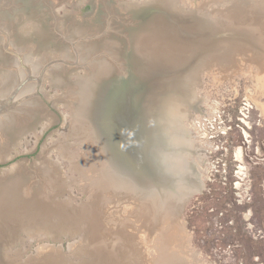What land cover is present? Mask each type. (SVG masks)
<instances>
[{"label": "rangeland", "instance_id": "obj_1", "mask_svg": "<svg viewBox=\"0 0 264 264\" xmlns=\"http://www.w3.org/2000/svg\"><path fill=\"white\" fill-rule=\"evenodd\" d=\"M2 1L0 264H264V0ZM25 4L50 41L11 43ZM141 6L150 29L127 34ZM132 45L155 126L140 178L114 153L128 119L97 105Z\"/></svg>", "mask_w": 264, "mask_h": 264}, {"label": "bare ground", "instance_id": "obj_2", "mask_svg": "<svg viewBox=\"0 0 264 264\" xmlns=\"http://www.w3.org/2000/svg\"><path fill=\"white\" fill-rule=\"evenodd\" d=\"M14 4V3H13ZM45 7L43 5H31V6H26V4L24 5L23 9H18L17 7H12L11 6V9H12V14L11 16L9 17V19H13V16L15 18V21L12 23L11 20L8 21V24L4 25L5 28L9 29L11 32H9L11 35V37H13L14 41H12L11 43L13 45H22V44H27L28 42H31V41H36L37 43H41L43 44L44 42H48L50 41V39L53 38V35L52 34H49L48 32V29H47V20L45 19V14H44V9ZM10 9V10H11ZM52 10V9H51ZM20 11V12H19ZM6 7H5V1H2V8H1V11H0V23L3 21L4 17L6 16ZM43 13V15L41 16H37L38 13ZM25 15L23 17H18V15ZM3 15V16H2ZM124 18V17H123ZM26 19L27 20H30L31 22V31H28L27 33L26 32H20L18 34H15V30H19L20 27L22 29V26L24 25V23H26ZM5 20V19H4ZM160 23V22H159ZM163 26V27H162ZM166 25L163 24L161 25L159 28L157 27V29L155 30L156 32L157 31H161L162 28H164ZM50 26H48L49 28ZM141 32V31H140ZM140 32H137L138 34H140ZM23 33V34H22ZM6 35V34H5ZM76 35V34H75ZM133 35H136V32L133 33ZM7 38L9 37L8 36V33H7ZM5 36V37H6ZM171 38V37H170ZM6 39V38H5ZM3 39V40H5ZM9 39V38H8ZM50 43V42H49ZM168 45V44H167ZM54 47V46H53ZM56 49V48H55ZM21 50V49H19ZM23 50V49H22ZM93 50V49H92ZM13 51V50H12ZM89 50L86 51V53H88ZM23 65V64H22ZM20 66V65H19ZM202 70V69H201ZM16 77V76H15ZM10 79V78H9ZM12 79V78H11ZM4 80V79H3ZM15 80V79H14ZM3 82V81H2ZM13 82V81H12ZM1 83V82H0ZM8 83V82H7ZM186 84V80H185V83ZM80 88V87H79ZM30 88H28L27 90H25V93L27 94V92L29 91ZM33 90V88H32ZM110 90V89H108ZM80 91V90H78ZM101 90L98 92L99 94H101ZM136 91H134L133 94H135ZM5 93V92H3ZM29 93V92H28ZM32 95V94H31ZM128 95V94H127ZM29 96V95H28ZM105 95H101V96H98L97 98V105H98V108H103L105 110L104 114H111L112 112L109 111V106H110V102L109 100L111 98H109L110 95H108L107 97V100H108V104L106 103V97H104ZM14 96H12L11 98H13ZM100 97V98H99ZM132 95L130 96L129 95V99H131ZM10 98V99H11ZM8 99L5 104H4V107H6L8 101L10 100ZM122 101H124V105H126V103L128 102V98L126 97V94L124 96H122ZM82 100V98H81ZM103 100V101H102ZM99 101V102H98ZM133 101L136 105V107H138V109H135L134 113H133V120H129L128 119V128L127 129V133H126V137H122V140H120V146L118 145V149H114V153L118 156L119 160H121L122 164L123 165H126L127 167H129V169L137 176H144V174H147L149 171H146L144 170L143 171V168L146 169L150 163L151 165V162H150V154H149V151H148V146L151 145V134L153 132V129H155L154 127V124L152 122H149V120H146L148 118V114L146 112V119H145V123L144 124V128L145 129H142V127H138V122L140 123V119L138 117V111H139V107H140V103H138L137 101L134 100V96H133ZM33 104H37V102H32ZM32 103L28 104V102L26 104H24V111H27L28 112V108H32L30 107L31 105H33ZM81 104V103H80ZM120 106L123 105V104H119ZM152 105V104H151ZM11 106V105H10ZM38 106V104L36 105ZM99 111V109H98ZM99 114V112H98ZM152 114V113H151ZM25 116V115H24ZM24 116L22 118H24ZM21 118V119H22ZM26 118V117H25ZM36 117H34L35 119ZM109 118L112 119V117L109 115ZM33 119V118H32ZM33 119V120H34ZM149 119V118H148ZM99 119H97L98 121ZM139 120V121H138ZM138 121V122H137ZM111 122V121H110ZM123 122V120L121 121V123ZM114 127H112V129L114 130L115 129V121L112 119V122H111ZM100 126V125H99ZM123 126V125H122ZM101 128V127H100ZM102 130V129H101ZM116 130V129H115ZM146 131L149 133V138H148V142L146 141ZM103 132V131H102ZM109 143V146L113 145V142L111 141H107ZM147 142V143H146ZM147 144V146H146ZM170 145H173L171 143H169ZM3 146V145H2ZM6 154V153H5ZM114 154V155H115ZM115 159V158H113ZM120 163V162H119ZM145 165V166H144ZM148 176V175H147ZM140 178V177H139ZM17 181V180H13V183ZM194 183V182H193ZM8 186V189L9 190H13L14 188L16 189V192L18 193L19 191V188H20V183L18 182L17 185H13L11 186L10 184L7 185ZM12 187V188H11ZM144 202H147V203H153L155 205V202L153 201V199H149V200H144ZM151 203V204H152ZM143 207H145V211L148 212L146 215L148 216L149 211L151 210V205H142ZM144 209V208H143ZM144 211V212H145ZM151 215V214H150ZM151 219V217L149 218ZM28 231V230H27ZM147 236V235H146ZM48 249V248H47Z\"/></svg>", "mask_w": 264, "mask_h": 264}, {"label": "water", "instance_id": "obj_3", "mask_svg": "<svg viewBox=\"0 0 264 264\" xmlns=\"http://www.w3.org/2000/svg\"><path fill=\"white\" fill-rule=\"evenodd\" d=\"M92 8L93 7L91 6V9ZM88 9H90L89 6L86 7V8H83L84 11H86ZM147 11H148V9H146L144 6H141L140 12H137V13L132 12L133 18L136 21H138L137 22L138 23L137 25L139 26V28H136L135 26H131L130 28L127 27V30H126L127 31V34H130V33L132 34V33H135V32L137 34L138 31L148 30V28L150 26V23H149L150 20H148V19L150 18V15L153 12H151V11H148L147 12ZM101 17H103V13H102L101 9H99L97 11L95 17H93V22L95 21L94 23L100 24L101 23L100 22L101 21ZM105 30H107V28ZM94 37L97 38V36H94ZM124 55H125L124 58L127 59L128 60V63L130 64L129 65V68H130V72L132 74V77H131L130 81L131 80L132 81L131 82L130 81H128V82L127 81H124L123 82L122 79L121 80L119 79L120 77L118 79L115 78V81H112V83H111L112 86H111L110 90L112 92H111L110 97H112L111 100L118 99L117 97L120 96L123 93L122 92V90H123V91H125V94H128L129 93L128 95H126V97L128 98V102L126 103V105L123 104L121 106L118 103H115V102L110 103L109 111L112 112V113L109 114V115L112 117V119L116 122L117 125L122 124L124 126V128L126 129L127 122H126L125 118H127L129 120L130 119L133 120V113H134L135 109H138V107H136V105H135V103L133 101V97H131V99H129V95L131 96V92L134 93V91H136L137 94H138V92H140V93H142L143 100L141 101V104H140V107H139V111H138L139 112L138 114L140 115V118H139L140 119V123L138 122L139 120L137 122H138V127L141 126L142 129H144V124H146L145 123V111H144V108H143L145 85H144V83H142V86L141 85H137V82H136L137 72H136L135 69L137 67H135V65H134V61L136 60L134 46L132 45V48H131V52L130 53H128V54L125 53ZM141 63H142V61H141ZM136 66H137V64H136ZM142 66H144L143 63H142ZM141 68H144V67H141ZM145 76L146 75H144L142 77H145ZM143 80H144V78H142V81ZM118 89L119 90L121 89V90L118 91ZM107 91L108 90L103 91L102 94H105V96L106 95L108 96V94L106 93ZM7 105H10V100L8 101ZM104 112H105V110H104ZM139 115H138V117H139ZM122 120H123V122L121 123ZM145 135H146V141L148 142V138H149L150 135H149V133L147 131H146V134ZM146 146H147V144H146ZM144 170L150 171L149 167L146 168V169L143 168V171Z\"/></svg>", "mask_w": 264, "mask_h": 264}, {"label": "flooded vegetation", "instance_id": "obj_4", "mask_svg": "<svg viewBox=\"0 0 264 264\" xmlns=\"http://www.w3.org/2000/svg\"><path fill=\"white\" fill-rule=\"evenodd\" d=\"M15 7H20V6H17V5H16ZM21 7H22V6H21ZM11 14H12V13H10L9 17L11 16ZM9 17H8V18H9Z\"/></svg>", "mask_w": 264, "mask_h": 264}, {"label": "built area", "instance_id": "obj_5", "mask_svg": "<svg viewBox=\"0 0 264 264\" xmlns=\"http://www.w3.org/2000/svg\"><path fill=\"white\" fill-rule=\"evenodd\" d=\"M207 121H208V119H207ZM196 133H197V131H196Z\"/></svg>", "mask_w": 264, "mask_h": 264}]
</instances>
